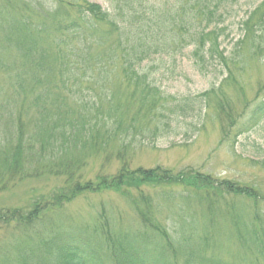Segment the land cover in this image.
I'll list each match as a JSON object with an SVG mask.
<instances>
[{"label": "trees", "instance_id": "16d2710c", "mask_svg": "<svg viewBox=\"0 0 264 264\" xmlns=\"http://www.w3.org/2000/svg\"><path fill=\"white\" fill-rule=\"evenodd\" d=\"M105 1L102 9L87 0H0V194L27 181L57 182L33 190L22 206L0 208V264H264V197L258 190L191 168L131 169L129 154L135 135L165 133L152 124L167 111L149 79L172 77L169 62L174 67L185 49H192L200 72L224 66L228 75L218 87L239 72L243 49L264 53V0H254L237 21L240 37L231 58L220 40L241 0ZM144 63L152 65L148 71ZM114 78L137 98V114L127 120L129 109L104 87ZM91 83L96 94H85ZM73 102L87 105L81 112ZM216 104L228 120L221 124L227 137L236 122L226 104ZM143 109L148 121L140 124ZM262 118L259 101L239 135ZM118 141L120 169L111 174L110 160L102 161L94 178L83 176L88 156L99 158L98 147L107 150ZM145 187L168 191L154 198ZM105 192L129 204L135 227L114 231L115 221L103 212L94 222L63 216L78 196ZM159 199L171 207L166 218Z\"/></svg>", "mask_w": 264, "mask_h": 264}, {"label": "rangeland", "instance_id": "374dc122", "mask_svg": "<svg viewBox=\"0 0 264 264\" xmlns=\"http://www.w3.org/2000/svg\"><path fill=\"white\" fill-rule=\"evenodd\" d=\"M36 1L29 0L30 4H35ZM87 1L100 5L102 9L108 7L105 0ZM253 2L254 0H241L242 7L237 11L238 15L236 12L233 15L236 18L227 21L224 39L220 42L224 55L228 58L234 57L233 45L240 37L238 22L245 17L246 10ZM261 44L264 46V40L261 41ZM191 51V48L185 49L177 63H174V67L169 62L168 73L173 70L172 77L166 79L155 75L149 79L155 83L152 85L163 97L164 109L167 111L164 115L166 118L158 117V121L156 118L152 124L156 125L158 122V129L165 131V133L155 136L153 131L145 130L131 139L133 140L129 152L132 154L131 169H152L159 166L178 172L191 168L194 172L209 175L219 181L235 182L241 186L254 187L264 197V118L249 133L239 135L237 129L239 125L241 127L245 122L251 107L259 101L264 102V53L261 51L254 53L250 50L248 52L247 49H243L239 57L241 61H238L240 63L237 65L239 72L233 71L232 78L218 87L227 77V70L219 62V65L217 63L210 73L200 72L191 59ZM236 58L239 59L238 56ZM146 64L144 63L142 67L148 71L152 65L144 67ZM220 70L222 73H219ZM113 73L117 72L113 71ZM124 85L114 78L109 83H105L104 87L109 89L108 95L114 92V99L121 101L124 108L129 109L130 113H126V118L123 119L127 120L132 115L137 114L138 105L137 98L132 100L127 94L133 88L126 86L128 89L125 91ZM212 88L216 92L210 93L206 98L201 96ZM46 90L47 88L44 89V93ZM96 90L97 86L91 83L89 84V92L84 93L96 94ZM50 96L53 97L52 94ZM98 98L101 99V96ZM218 101L221 105L226 104L230 108L227 111L236 122L232 127L233 129L228 130L226 127L225 130H228L227 137H224L225 132L221 130V124H226L228 120L224 114L218 111L220 109L217 108L216 103ZM73 103L77 107L76 103ZM70 104L72 103L70 102ZM86 105L84 102L83 108H77L83 112ZM179 106L184 108L182 114L177 108ZM103 107L108 108V105L103 103ZM171 110L173 114L170 113ZM144 111L145 109L141 110L137 118V122L140 124L148 121V118L142 115ZM201 120L202 124L199 127ZM166 122H168L167 125H165ZM187 133L188 135H186ZM131 140L124 143H129ZM112 144L113 146L108 147L107 150L98 147L97 156L99 158L92 154L88 156L87 162L85 161L86 167L81 172L83 176L88 179L94 178L92 174L97 172L102 161L110 160L106 164V168L112 169L111 174L120 169L121 164L117 161V158H120L117 152H121L120 142ZM83 151L85 150L81 147L78 153ZM54 182V179L27 181L15 189L1 193L0 208L22 206L35 193L33 190L41 189L46 184L51 186ZM162 190L168 191L167 188H157L156 191L153 188H144V192L154 198ZM85 195L87 193L78 196L74 203L65 206L63 213L65 218L72 216L78 222H94L96 216L103 212L110 221H115L113 224L114 231L126 230L137 225L129 204L118 195L112 192ZM158 202L161 204L163 216L166 218V213L171 207L162 203L160 199ZM175 206L176 204H173V207ZM177 220L178 218L169 216V221L177 222Z\"/></svg>", "mask_w": 264, "mask_h": 264}]
</instances>
